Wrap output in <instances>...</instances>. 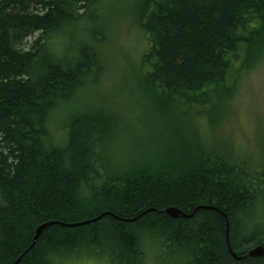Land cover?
I'll return each mask as SVG.
<instances>
[{
    "label": "trees",
    "instance_id": "trees-1",
    "mask_svg": "<svg viewBox=\"0 0 264 264\" xmlns=\"http://www.w3.org/2000/svg\"><path fill=\"white\" fill-rule=\"evenodd\" d=\"M100 1L0 0V264H264L246 255L264 246V144L228 150L211 136L264 55V0H134L149 44L134 67L193 128L192 146L117 172L111 112L76 111L63 143L49 128L51 111L104 72ZM49 221L62 224L33 242Z\"/></svg>",
    "mask_w": 264,
    "mask_h": 264
},
{
    "label": "rangeland",
    "instance_id": "rangeland-1",
    "mask_svg": "<svg viewBox=\"0 0 264 264\" xmlns=\"http://www.w3.org/2000/svg\"><path fill=\"white\" fill-rule=\"evenodd\" d=\"M135 4L134 0L99 2L98 26L108 34L100 49L104 72L93 86H85L75 97L61 101L49 115V128L60 138L58 142L63 143L66 121L76 111L93 113L103 109L99 111L114 114L110 139L114 145L124 146L121 152L114 146L106 159L109 169L115 172L137 167L144 160L168 163L186 154V147L192 146L193 128L184 122L181 114L177 116L155 102L134 67L138 52L149 45L147 37L135 26L139 14ZM89 78V82L94 79ZM237 81L227 100L228 112L224 110L226 115L211 131V136L228 150L237 146L252 151L253 144H264V136H259L264 134V55ZM102 259L81 257L66 264H108Z\"/></svg>",
    "mask_w": 264,
    "mask_h": 264
},
{
    "label": "water",
    "instance_id": "water-1",
    "mask_svg": "<svg viewBox=\"0 0 264 264\" xmlns=\"http://www.w3.org/2000/svg\"><path fill=\"white\" fill-rule=\"evenodd\" d=\"M165 212L167 214H169L172 217H189V214H186L185 212H183L181 209H179L178 207L175 206H170L165 208ZM51 223H55V224H62L60 222L57 221H49L46 223H42L40 224L36 229H35V234L33 237V242H35L36 238L38 237V235L41 233V231L44 229L45 226L51 224ZM69 226L73 225V224H68ZM233 256L235 258H238L234 253H232ZM246 255H250V256H260V255H264V246L262 245H257L255 247L250 248Z\"/></svg>",
    "mask_w": 264,
    "mask_h": 264
}]
</instances>
